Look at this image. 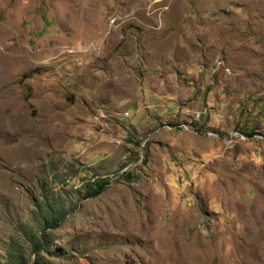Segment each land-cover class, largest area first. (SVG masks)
I'll list each match as a JSON object with an SVG mask.
<instances>
[{
	"label": "rangeland",
	"instance_id": "obj_1",
	"mask_svg": "<svg viewBox=\"0 0 264 264\" xmlns=\"http://www.w3.org/2000/svg\"><path fill=\"white\" fill-rule=\"evenodd\" d=\"M35 259L264 264V0H0V264Z\"/></svg>",
	"mask_w": 264,
	"mask_h": 264
},
{
	"label": "trees",
	"instance_id": "obj_2",
	"mask_svg": "<svg viewBox=\"0 0 264 264\" xmlns=\"http://www.w3.org/2000/svg\"><path fill=\"white\" fill-rule=\"evenodd\" d=\"M128 175H130L129 171L125 172ZM107 182V180L104 178H93L91 181H86L84 182V186H85V192L86 195H93V194H97L98 192H100L103 187L104 184ZM44 198L47 200L44 203L45 211L43 212V214L41 215V222H42V226H47L49 225V227H54L58 224L59 219L63 216V212L58 211L57 206H55L54 204H52V200L50 201V199H47V195H44ZM44 235V234H43ZM42 241L45 242L46 241V237L42 236ZM32 243V247H33V251H38V249L41 247L39 246L38 243H35L34 241L31 240ZM42 248V247H41ZM32 264H38V260L35 259L33 260Z\"/></svg>",
	"mask_w": 264,
	"mask_h": 264
}]
</instances>
